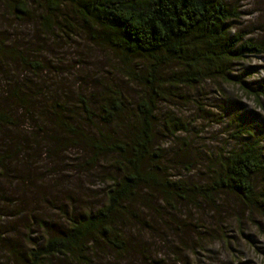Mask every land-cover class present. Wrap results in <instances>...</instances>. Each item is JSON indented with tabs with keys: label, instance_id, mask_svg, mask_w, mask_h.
Masks as SVG:
<instances>
[{
	"label": "rangeland",
	"instance_id": "374dc122",
	"mask_svg": "<svg viewBox=\"0 0 264 264\" xmlns=\"http://www.w3.org/2000/svg\"><path fill=\"white\" fill-rule=\"evenodd\" d=\"M226 1L238 12L231 32L238 31L264 47V0ZM28 7L30 12L17 18L0 1V43L41 65L38 70L25 67L20 56L0 60V103H14L13 125H4L0 132L4 163L0 167V264H23L49 232L65 227L68 215L94 209L102 200V178H107L111 169L109 158L90 166L85 164L82 149L67 142L61 145L65 135L62 137L54 124L51 105L58 102L67 109L68 121L81 123L91 132L80 97L90 99L95 112L97 94L105 86L120 89L129 105L147 91L136 78L124 74L112 51L82 30L70 9L63 10L48 33L40 26L36 4ZM233 64L230 73L235 77L243 69L254 71L246 80L264 76V53L245 56ZM146 66L145 60L131 61L136 74H144ZM169 71H178V66L164 65L159 70L164 85L154 115L160 127L165 117L173 116L187 128L168 137L157 126L154 141L162 148V163L171 179L205 183L222 154L238 147L226 126L229 112L242 108L249 117L260 110L233 82L214 78L176 85L169 80ZM9 85L18 88L19 94H28L26 111L16 97L3 99V89ZM68 109L76 113L69 115ZM17 145L21 149L13 151ZM48 148L52 149L49 154ZM262 181L260 177L254 180L258 188L264 186ZM216 199L217 209L205 203H179L174 210L159 204L161 218L155 217L151 224L155 231L144 230L139 237L131 227L129 235L132 241L142 243L146 256L160 259L161 264H264V218L260 212L246 208L229 193L222 192ZM87 256L85 264H128V259H120L104 246L88 249ZM132 258L136 260L133 264H141L138 255ZM42 261L79 264L51 255ZM148 262L142 264H158Z\"/></svg>",
	"mask_w": 264,
	"mask_h": 264
},
{
	"label": "trees",
	"instance_id": "16d2710c",
	"mask_svg": "<svg viewBox=\"0 0 264 264\" xmlns=\"http://www.w3.org/2000/svg\"><path fill=\"white\" fill-rule=\"evenodd\" d=\"M0 1L17 18L30 12V3L36 4L40 26L48 33L63 10L70 9L81 22L82 30L119 58L124 74L136 78L147 89L145 96L129 105L125 104L120 89L105 86L97 94L95 112L90 99L80 97L91 132L81 123L68 121L67 109L58 102L51 105L54 124L62 137L65 135L61 145L67 142L68 146L82 149L85 164L90 166L109 158L111 169L107 178H102L101 203L94 209L68 215L65 227L49 232L43 244L33 249L23 264H43V258L49 255L85 264L87 250L100 246L124 261L128 259V264L135 263L132 257L137 255L143 263H149L150 259L161 264L160 259L154 261L150 254L146 256L142 243L132 241L129 235L131 227L139 237L144 230L152 231L155 217L161 218L159 204L174 210L179 203L196 206L205 203L217 209L216 198L224 192L246 208L258 210L264 218V186L258 188L254 182L260 177L264 183V76L246 80L245 76H251L254 71L243 69L236 77L230 73L233 63L248 55L264 53V47L238 31L231 32L238 12L226 0ZM7 56L10 59L20 56L24 66L30 69L41 68L40 63L29 62L22 53L0 43V60ZM134 59L146 61L144 74L134 72L135 68L131 67ZM169 64L178 66V71L168 72L174 84L214 78L233 82L260 110L249 117L242 108L234 114L229 112L226 126L238 147L222 154L205 183L171 179L162 163V148L154 141L157 126L168 137L187 128L173 116L165 117L160 127L154 115L164 85L159 70ZM3 90V99L16 97L23 110L28 109L27 93L19 94V89L11 85ZM12 104L0 103V132L4 125H13ZM68 111L69 115L76 113ZM18 146L13 151L21 149ZM51 150L46 149L47 154ZM0 167H4L2 155Z\"/></svg>",
	"mask_w": 264,
	"mask_h": 264
}]
</instances>
